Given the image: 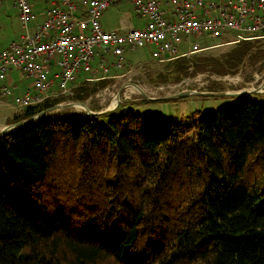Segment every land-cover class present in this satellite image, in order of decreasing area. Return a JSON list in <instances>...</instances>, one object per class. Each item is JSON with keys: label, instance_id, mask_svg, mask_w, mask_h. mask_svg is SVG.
<instances>
[{"label": "trees", "instance_id": "trees-1", "mask_svg": "<svg viewBox=\"0 0 264 264\" xmlns=\"http://www.w3.org/2000/svg\"><path fill=\"white\" fill-rule=\"evenodd\" d=\"M256 41L175 57L159 79L234 73L264 58ZM110 81L18 107L9 123ZM120 107L0 135V264H264V102L241 95L189 123Z\"/></svg>", "mask_w": 264, "mask_h": 264}, {"label": "built area", "instance_id": "built-area-1", "mask_svg": "<svg viewBox=\"0 0 264 264\" xmlns=\"http://www.w3.org/2000/svg\"><path fill=\"white\" fill-rule=\"evenodd\" d=\"M47 1L43 18L37 20L31 0H12L20 33L0 48V78L9 69H20L32 80L22 93L11 97L13 84L0 86V97L9 98L11 102L5 103L10 107L67 96L72 90L70 83L83 73L86 82L124 76L131 70L126 52L140 47L148 46L154 58L166 62L216 45L200 43L203 36L225 35V44L264 42V0H127L145 23L125 31L104 29L100 21L102 12L121 0H88L82 15L76 14L74 0ZM110 66L119 74L110 75ZM131 85L140 91H130ZM122 87L124 96L144 95L137 84L126 82ZM249 89L263 92L264 85ZM119 96H114L115 102L120 101Z\"/></svg>", "mask_w": 264, "mask_h": 264}, {"label": "rangeland", "instance_id": "rangeland-1", "mask_svg": "<svg viewBox=\"0 0 264 264\" xmlns=\"http://www.w3.org/2000/svg\"><path fill=\"white\" fill-rule=\"evenodd\" d=\"M2 7L0 8V14L5 18V25L0 29V47H5L9 41L15 39L20 33L19 18L17 11L12 7V0H1ZM114 4V3H113ZM112 4V5H113ZM2 23L0 22V26ZM7 28V29H5ZM225 35H220L215 38L202 37L200 43L216 44L212 47L203 49L196 54L199 56H215L218 57L223 53H226L229 49L233 48L235 43H224ZM257 42V41H256ZM262 41H258L260 43ZM262 42L261 44H263ZM133 57L129 62L131 70L124 76L109 77L111 81L103 88H98L92 95L85 100L66 99L61 103L67 101L77 102L85 104L89 109L96 108L97 111L106 110L108 107L115 105L114 96L119 91L120 101L117 105L121 107L116 112L117 114L125 112L127 109H132L135 113H140L145 116H153L156 119H173L182 123H189L192 120L195 121L197 117L203 112L209 110H215L223 106H231L236 103L237 97L229 92L240 91L245 88L248 90L250 87L259 88L264 85V58L258 61L252 62L247 56L243 57L241 63L237 67L234 73L217 74L212 70H205L203 72H197L195 74H189L176 80L169 69V79L160 80L159 73H162L164 69V61L151 58L150 52L147 49H138L132 51ZM127 57V55H126ZM108 63L111 60H107ZM191 71L192 68L190 67ZM120 72V71H119ZM116 70L110 66V73L119 74ZM83 73L78 81V85H84L83 87H94V83L97 80L84 81ZM116 74V75H117ZM32 77L25 75L20 69H9L2 78H0V86H10L13 84L11 96L16 93H22L25 88L31 83ZM131 82L139 85L149 96L153 97H165L174 96L182 91H188L189 93L180 95L170 99H148L142 100L144 96H124V88L122 84ZM192 91L198 92H220L219 94H199L192 93ZM227 92V93H226ZM71 93L67 96H71ZM252 99L256 101L264 102V91L247 93ZM139 95V94H136ZM66 96V95H65ZM147 99V98H146ZM5 101L11 102V100H4L0 97V128L5 125H11L9 119L13 114L18 111L17 107H10ZM71 109L74 112L82 113L84 108L71 105ZM115 108V107H114ZM113 109V108H112ZM111 109V110H112ZM50 115L58 116L56 111H48L41 117H47Z\"/></svg>", "mask_w": 264, "mask_h": 264}, {"label": "crops", "instance_id": "crops-1", "mask_svg": "<svg viewBox=\"0 0 264 264\" xmlns=\"http://www.w3.org/2000/svg\"><path fill=\"white\" fill-rule=\"evenodd\" d=\"M31 1L33 3V9L35 10V13H36L35 14L36 19L37 20L42 19L43 15H44V8L48 4V1L47 0H31ZM74 1L77 2L76 14L82 15L87 4H88V0H74ZM11 5L14 8L13 4H11ZM100 21H101V25L104 29H115V30L125 31V30H129L131 28L141 27L143 25L145 19L143 17L137 15L134 12L132 4L130 2H128L127 0H121V1L115 2L113 5H110L107 9L104 10L100 16ZM0 22L2 23V25L0 26V29H2L3 27H6L5 18L1 14H0ZM5 29H7V28H5ZM0 48H2V47H0ZM138 49H147L149 52H151V49L148 46L140 47ZM126 55H127V57H126L127 62L129 64L130 60L133 57V54H132V52L128 51V52H126ZM97 59H98V57H96L94 59V62H96ZM108 59L111 60L110 57H108ZM112 69L119 72V70L113 66H112ZM110 75H111V73H110ZM79 79H81V78L79 77L78 79H75V81L70 83L72 90H74L76 87L80 86V85L77 86V84L80 82V81H78ZM145 93H146V91H145ZM140 96H144V95H140ZM49 97L53 98V96H49ZM67 99H69V98H67ZM142 99H144V98L142 97ZM72 101H74V100H72ZM91 110H96V108H93ZM54 111H56V113L58 115L59 114L60 115H64V114L65 115H72V114L78 113V112H74L71 109V107L68 105H64L60 108L55 109Z\"/></svg>", "mask_w": 264, "mask_h": 264}, {"label": "water", "instance_id": "water-1", "mask_svg": "<svg viewBox=\"0 0 264 264\" xmlns=\"http://www.w3.org/2000/svg\"><path fill=\"white\" fill-rule=\"evenodd\" d=\"M249 91L252 92V91H254V89H251V90L248 89V90H244V91H236V92H231V93L229 92L228 94H232V95H235V96H241V95H248L247 93H249ZM118 93H119V91H118ZM142 93L145 95L144 91ZM187 93H189V92L188 91H182V92H180V93H178V94H176L174 96H165V97L144 96V97L147 98V99H166V98L170 99V98H174V97H177V96H180V95H184V94H187ZM192 93L207 94L208 92L192 91ZM211 93L212 94H219L220 92H209L208 94H211ZM118 102H119V100L116 101L115 105L110 106L106 110H102V111L91 110L85 104H82V103L78 104L77 102H72V101H69V102H66V103H61L60 102V103L56 104L53 108L43 109L40 112L36 113L34 116H31V117H28V118L23 119L21 121L12 123L11 125H5V126L1 127L0 128V135H2L5 132L10 131L11 129L17 128L21 124H24V123H35V122H37V121H39V120H41L43 118H46V117H41V115H43L46 112L51 111V110L54 111L55 109L60 108V107H62L64 105H68V106L77 105V106L83 107L85 109L84 112H82V113L95 115V114H100V113H103V112L110 111L112 108L117 106ZM37 116H40V118H38ZM47 117H53V115L49 114V116H47Z\"/></svg>", "mask_w": 264, "mask_h": 264}, {"label": "bare ground", "instance_id": "bare-ground-1", "mask_svg": "<svg viewBox=\"0 0 264 264\" xmlns=\"http://www.w3.org/2000/svg\"><path fill=\"white\" fill-rule=\"evenodd\" d=\"M129 90L130 91H136V92H139L140 90H139V88L137 87V86H134V85H131L130 87H129ZM244 90H246L245 88H243V89H241L240 91H244ZM238 91V90H237ZM79 104V103H78ZM38 118H40V116H37Z\"/></svg>", "mask_w": 264, "mask_h": 264}]
</instances>
